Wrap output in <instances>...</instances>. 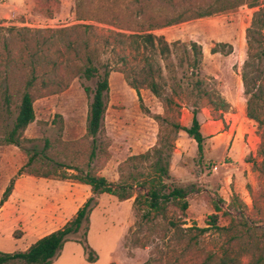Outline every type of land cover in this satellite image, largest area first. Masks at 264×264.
I'll return each mask as SVG.
<instances>
[{
    "label": "rangeland",
    "instance_id": "obj_1",
    "mask_svg": "<svg viewBox=\"0 0 264 264\" xmlns=\"http://www.w3.org/2000/svg\"><path fill=\"white\" fill-rule=\"evenodd\" d=\"M209 3L211 0H172L171 5L156 0H84L83 15L93 20L78 21L74 0H0V58H6L9 53L4 43L9 45L11 55L7 71L0 68V86L5 84L3 76L7 77L12 88L21 85L32 69H35L37 88L41 81L47 79L53 83L67 81L64 68L67 55L60 56L52 50L46 52V60L35 61L29 59V53L20 50L25 44L35 47L52 40L56 48L64 53L68 40L83 41L86 38L79 31L55 39L48 32L50 30L91 25V43L98 42L104 46L109 31L135 33L140 25L149 22L160 24L165 17L174 13L197 11ZM252 13L253 9L241 6L230 12L155 31L164 36L168 43L195 42L200 45L201 79L209 90L218 93L230 106L228 112L223 114L213 112L207 106L199 108L197 117L203 135L216 125L219 128L213 136L234 131L237 118L233 120L228 114L237 115L245 108L240 70L245 60V29L249 26ZM12 27L19 33L8 32L7 29ZM109 42L110 47L104 58L119 67L122 63L117 56H113V51L116 55H125L127 71L138 77L144 62L134 46L125 49L116 45L112 38ZM219 43L231 45L232 52L212 54L211 49ZM219 50L226 53L228 48L220 47ZM83 83L93 87L92 82L75 78L64 91L34 101V121L23 133L25 139L34 142L26 143L23 147L3 144L4 133L11 129L17 110L13 105L8 110L0 106V199L13 180L12 192L0 207V252L24 251L40 237L61 228L91 196L90 188L85 185L56 176L34 177L29 174L34 165H26V152L36 150L41 156L46 155L52 163L64 167L84 166L88 157L85 128L89 98L83 91ZM139 97L140 100L126 84L123 75L110 73L102 132V141L108 144V157L93 163L97 175L110 183L118 181L119 167L128 157L144 153L156 144L160 128L153 116H166L163 104L148 90H140ZM182 98L175 97L181 105L179 117L175 112L168 116L185 126L190 124L192 109ZM58 115L62 121L61 133L58 130L60 124H54ZM251 128L254 152L247 155L242 163H235L232 158L226 157L223 148L213 149L211 142L209 151L206 146L199 159L196 144L187 136L179 140L182 133L179 132L174 143L170 171L177 184L189 191V206L183 228H203L205 217L213 213L214 202L220 207V226L228 225L230 219L234 218L258 229L264 227V174L259 175L252 168L254 162L260 165L261 158L257 156L260 140L257 125L253 123ZM46 141L49 144L43 153ZM43 159L39 156L35 166L45 168L47 164ZM20 169L23 172L18 175ZM132 203L133 199L120 202L109 195L98 196L97 205L90 215L87 234V244L94 253L95 261L87 262L82 245L68 242L51 264H144L150 258L155 259L151 264H164L158 261L160 254L156 245L163 246L157 238L161 235L159 232L150 236L155 241L145 249L134 247L130 242L129 232L136 220ZM170 216L178 217L179 213L171 208ZM182 242L184 245L185 241ZM222 242V237L210 231L200 238V248L196 249L193 245L186 256L179 257L177 264H201L207 252L218 253ZM239 258L240 264H264V251L250 252L245 249L240 251Z\"/></svg>",
    "mask_w": 264,
    "mask_h": 264
},
{
    "label": "trees",
    "instance_id": "obj_2",
    "mask_svg": "<svg viewBox=\"0 0 264 264\" xmlns=\"http://www.w3.org/2000/svg\"><path fill=\"white\" fill-rule=\"evenodd\" d=\"M75 1V14L78 21L93 20L86 17L84 0ZM149 2L155 0H147ZM163 1L171 5L172 0ZM241 6L253 9L249 26L245 29V60L240 70V81L245 99V116L257 125L259 145L257 156L261 158L260 165L252 163V168L259 175L264 174V0H211V3L197 11L185 10L165 17L160 24L149 22L140 25L139 31L131 34L109 31L103 45L92 44L91 25H74L68 28L48 31L52 38L61 35L77 34L79 31L85 35L83 41L68 40L64 45V53L56 48L50 40L35 47L23 45L21 52L29 53V59L35 61L46 60V52L54 51L60 56L67 55L65 70L67 81L53 83L49 79L41 81L37 88L35 69L30 76L17 87L12 88L5 79L0 86V106L9 109L13 105L17 112L11 129L3 136V144L23 147L34 140L25 139L23 133L27 126L34 121L33 103L35 100L58 94L77 78L86 83L92 82L93 87L82 84L84 93L89 98L86 115L85 138L88 140V157L83 167L66 166L52 163L48 157L41 156L36 150L27 151L26 165L30 175L34 177H59L61 180L72 181L90 188L91 196L85 200L74 216L61 228L37 239L24 251L3 253L0 252V264H51L58 256L64 245L68 242L82 245L87 254L86 260L95 261L94 253L87 244V234L90 227V215L97 205V197L109 195L123 202L133 199L135 224L129 232V240L134 247L145 249L155 239L151 235L159 232L158 240L163 246L156 245L160 254L159 262L164 264H177L179 257L186 256L192 246L199 249L200 238L210 231L222 237L218 253L207 252L201 264H240V251H264V227L258 229L246 221H236L234 218L226 226L219 225L220 207L213 203V213L204 219V227L196 226L183 228L185 225V212L188 209L187 197L189 191L180 187L170 171V161L174 150V143L179 132H184L196 144V155L202 158L205 147L209 151V137L204 136L200 130L198 120L199 108L207 106L216 113H226L229 104L216 92L209 90L200 76L202 50L195 42L183 44L178 41L168 43L164 36L155 33L156 30L175 26L191 20L209 17L215 14L233 11ZM100 23V22H98ZM10 33H19L15 28L7 29ZM123 30V29H120ZM110 38L116 45L125 49L134 46L135 52L143 59L144 65L137 74L132 76L127 71V58L125 55H116L122 63L119 67L110 59H105L107 49L110 47ZM220 47H227L224 53ZM6 58H0V68L7 71L11 63L9 45L4 43ZM231 45L219 43L211 49L212 54H230ZM117 72L123 75L126 84L137 97L142 89L148 90L164 107L166 116L154 115L153 119L159 125L157 141L154 146L144 153L128 157L119 167V179L110 183L104 177L97 175L93 163L108 157V144L102 141L103 121L109 95V75ZM13 91H12V90ZM170 92V94H169ZM182 96L186 104L192 109L190 124L182 126L178 121L171 119L168 114L175 112L179 117L181 105L175 97ZM148 113V111H146ZM58 119V120H57ZM60 124L58 115L54 124ZM45 142L43 153L48 147ZM44 158L47 166L43 169L35 166L38 157ZM71 171L72 173H69ZM23 169L18 171L21 175ZM13 189V180L4 190L0 199V207L10 196ZM250 190V187L247 186ZM240 202V201H239ZM241 205V203H239ZM233 206V205H232ZM241 207H243L241 205ZM178 211V217L170 216V209ZM182 241L184 245H182ZM262 256L261 254L259 255ZM259 257V258H260ZM155 259L150 258L144 264H151Z\"/></svg>",
    "mask_w": 264,
    "mask_h": 264
},
{
    "label": "crops",
    "instance_id": "obj_3",
    "mask_svg": "<svg viewBox=\"0 0 264 264\" xmlns=\"http://www.w3.org/2000/svg\"><path fill=\"white\" fill-rule=\"evenodd\" d=\"M228 115H231L233 120L237 118V125L235 126L234 131L232 132L225 131L216 136H213L214 132H216L215 130H218L219 128L216 125V127L213 130H207L204 133V136L210 137L209 142L212 143L213 149L223 148L224 154L226 157L232 158V160L235 163L236 162L242 163L244 161V158L247 155L253 154L254 152V145L251 142V140H253V130L251 126H253L254 122L249 120L245 116L244 110L241 111V113L237 115L236 114H228ZM179 136H180L179 138L180 140V139H183L184 136H187V135L184 132H182L179 134ZM222 166H224V164H222Z\"/></svg>",
    "mask_w": 264,
    "mask_h": 264
}]
</instances>
